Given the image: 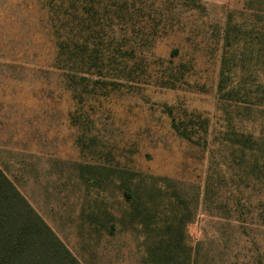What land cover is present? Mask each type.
<instances>
[{"label": "rangeland", "instance_id": "374dc122", "mask_svg": "<svg viewBox=\"0 0 264 264\" xmlns=\"http://www.w3.org/2000/svg\"><path fill=\"white\" fill-rule=\"evenodd\" d=\"M125 1L133 77L59 55L76 0H0V169L81 264H264V0Z\"/></svg>", "mask_w": 264, "mask_h": 264}, {"label": "trees", "instance_id": "16d2710c", "mask_svg": "<svg viewBox=\"0 0 264 264\" xmlns=\"http://www.w3.org/2000/svg\"><path fill=\"white\" fill-rule=\"evenodd\" d=\"M184 1L192 5L200 2ZM76 2L77 5L71 3L70 6L77 23L69 33L70 40L57 43L59 55L75 63L73 67L82 75L133 77L138 71L136 63L132 67L125 63L135 59L139 53L134 42H131L132 36L128 35L131 34L128 30L136 26L132 18L138 17L139 11L136 12L135 6L131 5L132 10L128 8L127 13H124V8L128 6L125 0H106L101 6L96 0ZM239 35V26L232 24L231 16L228 15L222 35L219 89H222L225 73L234 59L230 50ZM255 40L264 45V36ZM177 53V49L171 50L170 57L175 58ZM180 134L187 137L184 131ZM122 174L124 172H119V189L129 207L135 211L138 206L142 207L141 210H148L144 204L153 198L151 194H146L147 199H144L146 192L138 190L136 186L134 188V180L128 177L132 174L126 177ZM171 195L177 198L175 191ZM0 264H81L1 169Z\"/></svg>", "mask_w": 264, "mask_h": 264}, {"label": "crops", "instance_id": "0c3cea01", "mask_svg": "<svg viewBox=\"0 0 264 264\" xmlns=\"http://www.w3.org/2000/svg\"><path fill=\"white\" fill-rule=\"evenodd\" d=\"M204 3L223 4L226 0H198Z\"/></svg>", "mask_w": 264, "mask_h": 264}]
</instances>
